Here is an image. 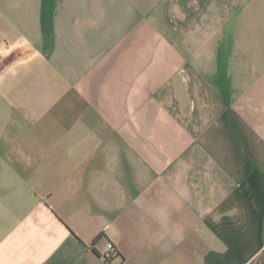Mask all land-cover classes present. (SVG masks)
<instances>
[{
	"label": "crops",
	"instance_id": "1",
	"mask_svg": "<svg viewBox=\"0 0 264 264\" xmlns=\"http://www.w3.org/2000/svg\"><path fill=\"white\" fill-rule=\"evenodd\" d=\"M0 264H264V0H0Z\"/></svg>",
	"mask_w": 264,
	"mask_h": 264
},
{
	"label": "built area",
	"instance_id": "2",
	"mask_svg": "<svg viewBox=\"0 0 264 264\" xmlns=\"http://www.w3.org/2000/svg\"><path fill=\"white\" fill-rule=\"evenodd\" d=\"M107 250H108V252L105 255V260H106V262L109 263V261L111 260L112 256L117 255L118 252H117V249H116L115 245L112 242H109L107 244Z\"/></svg>",
	"mask_w": 264,
	"mask_h": 264
},
{
	"label": "trees",
	"instance_id": "3",
	"mask_svg": "<svg viewBox=\"0 0 264 264\" xmlns=\"http://www.w3.org/2000/svg\"><path fill=\"white\" fill-rule=\"evenodd\" d=\"M118 255V254H117Z\"/></svg>",
	"mask_w": 264,
	"mask_h": 264
}]
</instances>
